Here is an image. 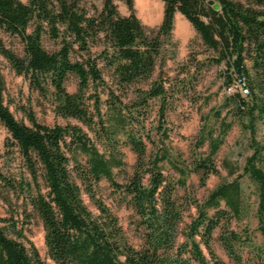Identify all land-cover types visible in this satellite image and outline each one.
<instances>
[{"label":"trees","instance_id":"16d2710c","mask_svg":"<svg viewBox=\"0 0 264 264\" xmlns=\"http://www.w3.org/2000/svg\"><path fill=\"white\" fill-rule=\"evenodd\" d=\"M82 1L0 0V31L20 38L24 46V56L20 57L4 45L0 36V56L17 75L27 78L35 91L51 94L58 116L76 120L98 139L93 141L76 125L42 124L32 112L26 113L28 125L19 122L5 104V81L0 72V127L8 133L32 176L35 193L30 202L43 225L50 259L55 264H223L212 249V235L222 222L243 214L242 176L221 182L203 202H195L197 217L180 245H176V237L181 215L173 196L176 187L184 188L193 173L201 175V185L210 175H220L214 157L232 128L228 115L222 118L220 113H213L215 125L208 123L209 115L202 118L192 148L193 161L185 166L173 158L165 143L169 139L165 115L171 103L163 83L155 82L148 90L138 91L137 99L128 105L111 90L102 100L97 90L105 82L96 60L89 57L72 61L71 54L77 46L89 55V45L102 36L105 49L100 57L112 69L116 86L124 88L146 81L155 70L162 41L170 38L175 14L179 13L203 46L213 51L211 62L226 65L223 89L237 80L246 86V97L238 92L226 95L232 106L228 114L247 119L244 128L254 135L256 124L264 119V0H212L220 5L219 11L208 5L210 0H161L163 20L153 37L135 16L133 0H123L128 16L118 13L113 0H103L101 11L88 15ZM30 25L33 29L28 32ZM44 34L60 40L61 47L47 52L42 45ZM71 74L79 81L73 94L65 89ZM91 86L94 92L87 96ZM154 100L159 102L157 121L147 129L145 123ZM121 142L136 155L133 174L123 185L116 182V175L125 168ZM205 145L207 155L200 152ZM250 146L252 154L245 161L243 175L256 186L255 216L261 245L256 246L247 235L223 229L219 240L235 264H243L241 251L245 247L252 250L256 264H264V147L254 138ZM79 156L86 158L85 165L78 161ZM164 162L177 174L176 181L164 175ZM225 168L229 176L236 175L232 165L225 163ZM39 170L47 189L45 195L37 182ZM0 180H4L1 174ZM102 180L130 197L148 231L142 248L128 243L117 218L94 197L92 189ZM84 192L94 202L97 214L85 205ZM209 211H213L211 216ZM3 222L0 218V264H45L33 246L28 250L10 238Z\"/></svg>","mask_w":264,"mask_h":264},{"label":"rangeland","instance_id":"374dc122","mask_svg":"<svg viewBox=\"0 0 264 264\" xmlns=\"http://www.w3.org/2000/svg\"><path fill=\"white\" fill-rule=\"evenodd\" d=\"M26 2L27 0H21ZM103 0H83L81 6L88 15H94L102 9ZM121 16H128L129 11L123 0H113ZM134 14L148 31L150 36H155L160 27L164 4L161 0H133ZM33 25H30L28 32H31ZM4 45L20 57L24 56L23 43L20 38L10 36L0 31ZM42 45L47 52H55L61 47L60 40H53L47 34L42 36ZM90 53L86 55L77 46L71 54L72 61H84L87 58L95 59L102 73L105 82L97 93L102 100L108 97V90L114 91L124 104L133 103L138 91H145L157 82L163 83L168 90L170 107L165 115V127L168 130L169 139L165 142L171 150L173 158L176 157L183 165L189 166L193 161V145L197 139L202 126V118L209 115L208 123L215 125L213 113L218 112L221 117H226L227 122L232 121V128L228 132L223 145L214 157V164L220 175H210L205 185H201V175L191 174L186 180V186L176 187L173 199L180 210L181 220L177 227L176 245L184 242V234L188 233L189 224L197 217L195 202H203L209 193L223 181H232L238 175L243 190V214L229 222H222L221 228H217L212 235L211 246L215 255L223 264H235L227 254L219 237L223 229L235 231L247 235L256 246L261 245V237L257 231V219L255 216L257 207L256 186L243 175V167L247 157L252 154L251 139L254 138L259 146L264 147V119L256 124V131L250 134L247 119H235L228 111H231V104L226 101L223 87L226 81V65L211 62L214 57L212 50L203 46L199 36L179 13L175 14L173 29L169 39L162 41L159 55L156 58V66L151 77L146 81H140L124 88L117 87L112 69L101 57L105 49L102 36L89 45ZM250 67V64H248ZM0 72L5 81L4 101L12 112L13 116L24 124L28 125L27 112H32L37 121L47 126L72 124L81 127L93 141L97 136L90 129L72 119H64L54 112V105L51 94L43 95L31 88L27 78L19 76L12 69L10 64L0 56ZM79 81L75 75H68L65 82V89L73 94L78 90ZM94 92L91 86L87 96ZM159 102H152V111L149 120L146 121V128L150 129L156 125ZM104 109V107H103ZM253 136V137H252ZM123 141V138H120ZM158 139V137L156 138ZM10 137L3 127H0V174L4 180H0V218L4 221L5 228L10 238L18 240L28 250L33 246L45 264H55L48 255L44 241L43 225L31 205V196L35 193V184L28 168L20 156L17 147L12 146ZM123 154L125 168L116 175V182L120 185L127 183L132 176L136 163V155L130 146L121 142L119 147ZM208 147L205 145L200 152L207 155ZM151 152L148 146L147 154ZM86 158L79 156L78 161L85 165ZM225 163L237 169L234 176H229ZM264 170V160L261 165ZM162 171L171 181L178 179L177 174L171 166L164 162L161 164ZM40 170L37 172V182L41 193H47ZM96 199L107 207L117 218L120 227L128 243L136 249L144 246V235L147 233L140 217L135 212L130 197L121 191L115 190L111 185L102 180L92 189ZM82 198L85 205L94 214L97 210L94 202L87 193ZM213 211H209L211 216ZM198 241L199 238H196ZM207 256L206 250L203 248ZM248 247L243 248L241 256L243 264H256V260Z\"/></svg>","mask_w":264,"mask_h":264},{"label":"built area","instance_id":"2783aa9c","mask_svg":"<svg viewBox=\"0 0 264 264\" xmlns=\"http://www.w3.org/2000/svg\"><path fill=\"white\" fill-rule=\"evenodd\" d=\"M225 95H231L238 92L242 97H246L248 95V90L244 83L240 80L235 81L231 85L225 87L223 89Z\"/></svg>","mask_w":264,"mask_h":264},{"label":"water","instance_id":"95a60500","mask_svg":"<svg viewBox=\"0 0 264 264\" xmlns=\"http://www.w3.org/2000/svg\"><path fill=\"white\" fill-rule=\"evenodd\" d=\"M208 5H210L215 11H219L220 10V5L213 2L212 0L208 1Z\"/></svg>","mask_w":264,"mask_h":264}]
</instances>
